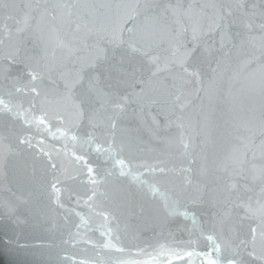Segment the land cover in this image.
<instances>
[{
	"label": "snow or ice",
	"instance_id": "obj_1",
	"mask_svg": "<svg viewBox=\"0 0 264 264\" xmlns=\"http://www.w3.org/2000/svg\"><path fill=\"white\" fill-rule=\"evenodd\" d=\"M261 6L257 26L264 33V0ZM16 7L0 0V11ZM27 7L29 12L16 21L14 29L6 22L0 24L3 36L0 45L5 39H12L13 31L18 37L0 55V66H7L0 68V116L19 117L22 111L26 112L31 117L24 121L29 128L35 126L38 132L42 130L53 139L59 136L113 160V170L106 171L103 179L98 180L85 155L73 153L75 161L86 166L91 185L88 201L95 202L104 196L100 187L131 175L119 157L125 152L142 150L139 130L132 122L138 117L137 108L143 103L146 90L161 74L172 81L165 106L157 107L164 120L163 127L167 129L176 123L177 127L190 128L201 120L207 126L209 113L223 98V67L230 55L225 49L229 45L232 49L237 47L229 34L239 38L241 24L251 30L257 6L213 3L194 8L160 0H36ZM4 19L13 17L6 15ZM205 19L210 20L207 31L202 23ZM162 37H167V49L162 47ZM213 50L220 53L215 59L211 58ZM125 54L141 57L147 74L145 69L126 61ZM126 63L128 67L124 66ZM248 64L253 66L255 60ZM231 79L234 77L229 78V85ZM229 95L235 139L245 148L244 159L251 156L252 178L264 182V56L258 79L252 76L244 82L239 99L231 96L230 88ZM186 111L192 115L186 116ZM185 120L187 124L182 123ZM257 121L258 138L253 134ZM157 127L161 125L157 123ZM33 139L26 134L16 136L18 154L38 147L36 156L30 157L31 162L26 158L14 165L18 182L22 187L35 188V181L27 171L29 168L34 171L35 161L42 157L40 174L41 182L47 186L46 195L59 204L63 192L69 200L76 197L79 203L81 191L87 185L53 158L43 139L37 145ZM184 147L187 149L189 144L184 143ZM235 151L224 157L215 154L207 157L220 175L204 183L188 179L182 197L165 200L155 214H145L142 208L137 211L127 205H103L104 211L99 214L117 228L123 225L125 230L133 226L129 221H134L136 231L152 230L162 219L172 221L182 217L190 221V227L177 228V232L186 233V238L177 239L169 233L173 240V247L166 250L169 264L172 258L181 264H196L197 258L200 264H264V199L252 206L250 202L237 203L238 195L233 197L237 189L234 177L239 175L242 182L249 179L238 167L240 160ZM190 163L195 164V159ZM150 170L166 172L164 167ZM3 207L14 223L25 222L17 215L16 207L8 204ZM239 207L246 208L244 215L236 211ZM201 247L207 250H200Z\"/></svg>",
	"mask_w": 264,
	"mask_h": 264
},
{
	"label": "water",
	"instance_id": "obj_2",
	"mask_svg": "<svg viewBox=\"0 0 264 264\" xmlns=\"http://www.w3.org/2000/svg\"><path fill=\"white\" fill-rule=\"evenodd\" d=\"M7 2L17 7L7 12L0 11V24L6 22L14 29L16 21L22 20L29 12L27 6L35 4L36 0ZM160 2L193 5L194 8L196 5L213 3L232 5L243 3L249 7L252 4L257 6L253 28L249 30L241 24L239 38L229 34V37L236 41L237 47L232 49L229 45L225 49L230 55L226 57L223 67L224 81L221 85L223 98L209 113L207 126L201 120L190 128L177 127L176 123L167 129L163 127L164 120L158 114L157 107L165 106L166 93L171 90L172 81L161 74L153 81L152 87L146 90L143 103L137 108L138 117L132 122V126L139 130L142 150L125 152L119 157L125 162V171H130L131 175L120 177L113 183L100 187L99 191L104 193V196L92 202L88 201L91 185L86 166L76 162L73 153L85 155L88 166L93 168V175L98 180L103 179L106 171L113 170V160L97 156L95 152H88L76 142L64 140L59 136L53 139L42 130L38 132L35 126L29 128L24 123L25 119L31 120L26 112L22 111L19 117L0 116V136L5 138L0 140V264H169L166 250L173 247L169 233H173L177 239L186 238V233L177 232V228L184 225L190 227V221H185L182 217L172 221L162 219L152 230L136 231L134 221H129L133 226L125 230L123 225L117 228L115 223L105 220L99 213L104 211L103 205H127L137 211L142 208L145 214H155L165 200L171 201L182 197L188 188V179L204 183L220 175L210 159H206L212 154L224 157L236 150L235 154L240 160L238 167L249 177L243 182L239 175L233 179V183L237 185L233 197L236 195L240 197L237 203L245 205L250 202L255 206L256 201L264 199V182L259 178H252L251 156L249 154L248 160L244 159L245 148L235 139L237 132L231 126L232 102L229 95L230 88L231 96L239 99L244 82L252 76L257 79L259 77V67L264 56V33L257 26L262 10L261 0H160ZM211 14L209 10V15ZM6 15H11L13 19L5 21ZM202 23L207 31L210 20L205 19ZM0 39H3L2 34ZM17 39L13 31L12 39H5L0 45V55L8 51ZM162 40L164 41L162 47L167 49L169 47L167 37H162ZM204 40L207 42L208 37H204ZM218 55L220 53L215 50L211 52L212 59ZM125 60L145 69L144 74H147V66L141 57L125 54ZM250 60H255L251 67L248 64ZM124 66L128 67V64ZM199 66L204 68L203 64ZM3 67L7 66H0ZM84 71L87 72L88 69L85 68ZM232 77L234 79H231L229 85V78ZM176 83L179 87V82ZM152 101L157 103L154 105ZM256 107L258 110V98ZM187 115L192 113L186 111ZM193 119L195 120L194 116ZM157 123L161 127L158 128ZM182 123L187 124V120ZM259 132L257 121L253 128L254 136L258 138ZM22 134L32 136L34 145L43 139L44 146L52 152L53 158L62 163L70 175L79 176L84 181L87 187L82 189L79 203L76 202V197L69 200L63 192L59 204L54 197L49 198L46 195L47 186L41 182L40 174L42 157L35 161L34 171L32 168L27 171L35 181V188L21 186L14 165L23 163L26 158L31 162L30 157H35L38 152L37 147L30 152L21 151L18 154L16 136ZM184 143L189 144L187 149ZM259 155L257 149V164L260 163ZM192 159H195V164L190 163ZM159 167H164L166 172L162 174L150 170ZM115 168L118 170L119 165L116 164ZM227 195L228 193H224V196ZM5 204L16 207L17 215L25 222L19 225L14 223L3 207ZM236 211L244 215L246 208L239 207ZM252 226L255 227V224ZM200 250L206 251L207 248L201 247ZM162 251L165 254L162 255ZM172 264L181 262L172 258ZM196 264H200L199 258L196 259Z\"/></svg>",
	"mask_w": 264,
	"mask_h": 264
}]
</instances>
